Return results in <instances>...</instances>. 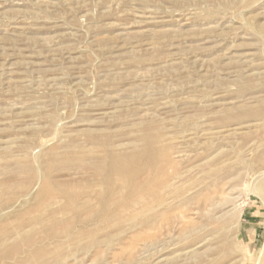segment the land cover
Segmentation results:
<instances>
[{
  "label": "rangeland",
  "instance_id": "obj_1",
  "mask_svg": "<svg viewBox=\"0 0 264 264\" xmlns=\"http://www.w3.org/2000/svg\"><path fill=\"white\" fill-rule=\"evenodd\" d=\"M0 264H264V0H0Z\"/></svg>",
  "mask_w": 264,
  "mask_h": 264
},
{
  "label": "bare ground",
  "instance_id": "obj_2",
  "mask_svg": "<svg viewBox=\"0 0 264 264\" xmlns=\"http://www.w3.org/2000/svg\"><path fill=\"white\" fill-rule=\"evenodd\" d=\"M150 146V145H149ZM120 153H125L124 151H120ZM128 156V155H127ZM130 156V155H129ZM131 157V156H130ZM115 162L118 161V164H120L122 170H124V172H128V171H131V168H132V162H129V161H125L122 157H120L119 155L115 156L114 155V159H113ZM135 171V170H134ZM87 198V197H86ZM39 218V217H38ZM41 221V220H40ZM46 221V220H45ZM48 222V221H47Z\"/></svg>",
  "mask_w": 264,
  "mask_h": 264
}]
</instances>
